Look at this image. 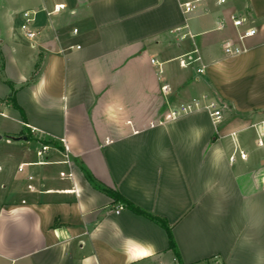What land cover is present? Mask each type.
<instances>
[{"label":"crops","instance_id":"obj_1","mask_svg":"<svg viewBox=\"0 0 264 264\" xmlns=\"http://www.w3.org/2000/svg\"><path fill=\"white\" fill-rule=\"evenodd\" d=\"M19 1L2 7L0 119L13 125L0 124V142L27 141L0 148L13 151L0 157V264H264V178L248 180V156L230 161L264 134V0H203L189 15L181 5L194 0ZM233 15L258 33L231 57ZM193 47L203 75L178 65ZM202 96L219 122L197 111L161 123ZM103 188L166 219L178 255Z\"/></svg>","mask_w":264,"mask_h":264},{"label":"built area","instance_id":"obj_2","mask_svg":"<svg viewBox=\"0 0 264 264\" xmlns=\"http://www.w3.org/2000/svg\"><path fill=\"white\" fill-rule=\"evenodd\" d=\"M202 1L203 0H194L192 2H186L182 4L181 7L183 9L184 14L189 15L193 13L197 9L198 4L201 3ZM219 3L225 4L226 0H219ZM64 9H65L64 5H56L52 13H59L63 11ZM31 16L32 15L30 12H25L23 14L25 23L23 24L22 29L25 31V34L29 39H32L34 36L33 32L29 30V26L33 22V19ZM230 21H231L232 26L236 29V39L238 40L239 43L234 42V41H228L225 44L224 50L227 56L234 57V56H239L244 52L243 43L247 39L252 38L255 35H257L258 30L255 27H247L245 19L239 18L234 15L230 17ZM180 31H181V28L176 29V32H180ZM177 61H178V65L180 68L186 69L188 67L195 66L198 64L201 67L197 69V73L199 75H203L206 72V68L202 65V57L198 49H194L191 53L178 58ZM151 64L159 67V63L155 59L151 60ZM157 75H158L159 81H162V78L164 76V71L162 70L161 66L158 70ZM161 90L164 94H168L167 85L163 84V86L161 87ZM197 111L208 112L216 122H219L222 117V113L219 110L217 103L213 99H210L207 96H202L200 98H195L186 103H180L176 105L175 107L171 108L166 113L161 123L175 121L183 116L195 113ZM257 146L261 148L264 147V134L258 136ZM64 148L66 152H68V147L66 144H64ZM48 151H49L48 145H41L39 148V151L37 152L38 157L43 158V159L46 158L45 155L48 153ZM238 156L241 160L247 159V154L244 151H238ZM235 160H236V155H233L230 158V161L235 162ZM63 163L65 165H70L68 154H66V160ZM263 188H264V181H263ZM120 210H122V207L120 208ZM116 213H119V211H117Z\"/></svg>","mask_w":264,"mask_h":264},{"label":"rangeland","instance_id":"obj_3","mask_svg":"<svg viewBox=\"0 0 264 264\" xmlns=\"http://www.w3.org/2000/svg\"><path fill=\"white\" fill-rule=\"evenodd\" d=\"M9 3H14L15 4V9H19L20 11L22 10V8L25 6L24 3L20 2L19 0H0V31H5V20H4V10H3V5L9 6ZM22 34V32H20ZM24 33V32H23ZM23 39V38H22ZM25 41V42H24ZM28 41V40H27ZM20 42L24 45H26L27 47H30L31 42H26V39L24 40H20ZM194 49V47L192 48V50ZM170 53L172 54H176V56L178 54H180V50L177 49V47L175 45H172L170 47ZM217 103V101H215ZM218 105V103H217ZM219 107V105H218ZM0 124H7V125H13L12 122L10 121H3L2 119H0ZM250 137H248V140L245 143L244 146V151L246 152L247 156L250 159V165L252 167V170L254 172H252L251 175H246V177L248 178V180L253 184V186L258 187L260 186V184L262 183V180L264 178V164H262L264 162V147H258L257 146V136L254 134H252V132H250ZM4 136H9V135H4ZM7 143H11L10 140H7L5 138L4 141L0 142V148L4 147V145L6 147H9ZM11 147V146H10ZM4 152L6 153V155H4ZM3 153H1L0 151V157L4 158L5 156H7L8 154L13 153V151L10 149H6ZM236 156H238V150L236 153Z\"/></svg>","mask_w":264,"mask_h":264},{"label":"trees","instance_id":"obj_4","mask_svg":"<svg viewBox=\"0 0 264 264\" xmlns=\"http://www.w3.org/2000/svg\"><path fill=\"white\" fill-rule=\"evenodd\" d=\"M10 103L12 104V106L19 110L20 112L21 109L19 108V106L17 105L16 101H15V97H11L9 99ZM51 141H46L44 142V144H51ZM92 181V180H91ZM102 191H104L106 194H108L113 200L120 202L122 204H124L128 209H130L132 212H134L137 215L143 216L149 220H151L152 222L156 223L157 225L161 226L165 232L168 235V239H169V248L176 254L178 255V251H177V247L173 238V234H172V228L169 225V223L167 222L166 219L160 217V216H156L150 213H147L145 211H143L142 209L134 206L133 204H131L129 201H127L126 199H124L117 191L111 190V189H107V188H103Z\"/></svg>","mask_w":264,"mask_h":264},{"label":"water","instance_id":"obj_5","mask_svg":"<svg viewBox=\"0 0 264 264\" xmlns=\"http://www.w3.org/2000/svg\"><path fill=\"white\" fill-rule=\"evenodd\" d=\"M10 140L15 141V142H21V141H27V137L22 136V137H9ZM3 140V136L0 135V141Z\"/></svg>","mask_w":264,"mask_h":264},{"label":"snow or ice","instance_id":"obj_6","mask_svg":"<svg viewBox=\"0 0 264 264\" xmlns=\"http://www.w3.org/2000/svg\"><path fill=\"white\" fill-rule=\"evenodd\" d=\"M148 255H149L148 252H143V253H141V256H143V257H146V256H148Z\"/></svg>","mask_w":264,"mask_h":264}]
</instances>
